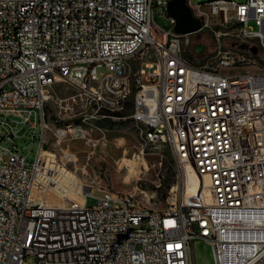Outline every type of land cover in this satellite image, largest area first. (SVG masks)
<instances>
[{
    "label": "built area",
    "instance_id": "1",
    "mask_svg": "<svg viewBox=\"0 0 264 264\" xmlns=\"http://www.w3.org/2000/svg\"><path fill=\"white\" fill-rule=\"evenodd\" d=\"M168 2L0 0V264H191L198 240L214 264H264V70L231 74L222 69L237 67L234 59H184L174 19L170 29L155 23L154 7L166 15ZM186 2L202 25L229 17L236 37L264 49V0ZM59 83L73 93L52 96ZM48 101L84 109L79 124L56 129L58 142L129 107L142 150L168 144L202 183L189 185L184 170L179 195L160 211L79 182L69 157L46 148ZM11 117L33 129L31 139L40 123L31 162Z\"/></svg>",
    "mask_w": 264,
    "mask_h": 264
},
{
    "label": "rangeland",
    "instance_id": "2",
    "mask_svg": "<svg viewBox=\"0 0 264 264\" xmlns=\"http://www.w3.org/2000/svg\"><path fill=\"white\" fill-rule=\"evenodd\" d=\"M208 1L210 0H193L194 3ZM154 19L157 26L170 29L168 15L163 14V8L154 7ZM231 21L229 17L222 22L215 17L206 22L203 20L199 32L182 38L183 52L192 55L196 65L216 66L223 57L230 61L234 59L237 67L222 69L226 73L263 71L264 49L261 44L255 39L236 37L237 32L233 30ZM247 29L255 32L258 26L250 20ZM72 93L73 89L63 83L50 89L52 96H68ZM43 110L47 124L46 148L58 157H63L64 154L69 157L67 161L62 160L79 182L96 189L107 188L113 192L132 194L141 203L149 201V206L156 210L171 207V193L179 195L185 169L175 163L168 144H148L142 150L139 128L128 118L129 107L118 113H108L105 119L82 125L84 137H77L75 130L68 132L75 134H68L60 142L55 137L56 129L80 123V114L84 111L81 103L73 104L71 109L60 110L53 108L48 101ZM11 119L15 125V143L20 152L27 156V161L31 162L39 145L40 123L37 124L34 139H31L33 129L21 124L19 118ZM32 140L34 144L31 147ZM3 144L10 146L9 141ZM101 193L96 190L93 195L98 197ZM94 204L95 199L88 197L87 205ZM190 262L214 264L212 247L205 241H195L192 244ZM26 264L35 262L27 260Z\"/></svg>",
    "mask_w": 264,
    "mask_h": 264
},
{
    "label": "water",
    "instance_id": "3",
    "mask_svg": "<svg viewBox=\"0 0 264 264\" xmlns=\"http://www.w3.org/2000/svg\"><path fill=\"white\" fill-rule=\"evenodd\" d=\"M186 1L169 0L165 8L166 14L175 21L173 26V32L175 34H194L202 28L201 20L193 15Z\"/></svg>",
    "mask_w": 264,
    "mask_h": 264
},
{
    "label": "bare ground",
    "instance_id": "4",
    "mask_svg": "<svg viewBox=\"0 0 264 264\" xmlns=\"http://www.w3.org/2000/svg\"><path fill=\"white\" fill-rule=\"evenodd\" d=\"M77 131L78 134V129H73L71 128L70 132ZM197 181H199L200 183H202V178L195 172V170L193 169V167L187 165L185 166V182H187L189 185H192L193 183H196ZM206 183V180L204 181Z\"/></svg>",
    "mask_w": 264,
    "mask_h": 264
},
{
    "label": "trees",
    "instance_id": "5",
    "mask_svg": "<svg viewBox=\"0 0 264 264\" xmlns=\"http://www.w3.org/2000/svg\"><path fill=\"white\" fill-rule=\"evenodd\" d=\"M182 57L188 60L190 63L194 64L192 55L182 51Z\"/></svg>",
    "mask_w": 264,
    "mask_h": 264
}]
</instances>
